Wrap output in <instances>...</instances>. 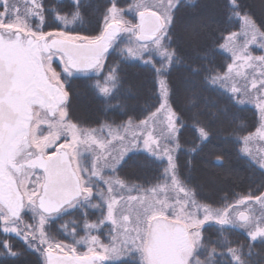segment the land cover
Segmentation results:
<instances>
[{
    "label": "snow or ice",
    "instance_id": "1",
    "mask_svg": "<svg viewBox=\"0 0 264 264\" xmlns=\"http://www.w3.org/2000/svg\"><path fill=\"white\" fill-rule=\"evenodd\" d=\"M72 7L67 13L46 0H24L22 6L0 0V234L5 237L0 239V264H18L26 254L33 258L25 264H256L251 242L264 241V191L213 207L200 199L190 177L181 178L177 150L189 125L182 107L173 103L169 77L184 64L190 71L182 90L190 91L200 71L192 66L197 59L206 60L217 49L229 55L226 70L209 68L204 81L223 88L230 105L251 102L252 94H258L259 125L237 135V142L243 144L239 152L264 177V148L255 152L250 147L254 139L264 141V54L253 55L249 47L264 50V0L259 16L248 0H135L127 9L120 0H99L97 35L68 30L69 23L82 19L80 0ZM130 11L137 13L138 23L125 19ZM215 16L239 21V30L227 31ZM113 53L116 60L109 64ZM54 55L62 72L52 67ZM137 61L150 67L158 101L143 119L135 110L140 85L126 80L127 67ZM241 68L258 72L259 78L254 74L250 85L240 86L237 77L248 79ZM79 73L91 74L88 87L101 102L104 119L98 114L85 120L75 109L73 98L80 90L69 78ZM121 93L123 99L112 104ZM111 108L119 109V123L106 118ZM222 119L235 122V132L247 127L227 108ZM190 127L194 143L187 151L194 153L212 129L199 112L192 113ZM141 148L167 161L162 179L150 187L118 174ZM258 188H264V179ZM253 203L260 205L259 215L255 209L237 211ZM89 207L100 210L102 218L89 222ZM76 209L84 216L86 235L75 239L73 228L72 244L54 242L50 226ZM28 212L32 223L24 221ZM106 221L111 224L108 243L92 234L107 227ZM210 224L218 226L219 237L208 242ZM228 228L244 230L247 251L244 243L233 246ZM10 234L22 241V248L16 249ZM82 243L87 250L79 253L76 245Z\"/></svg>",
    "mask_w": 264,
    "mask_h": 264
},
{
    "label": "trees",
    "instance_id": "2",
    "mask_svg": "<svg viewBox=\"0 0 264 264\" xmlns=\"http://www.w3.org/2000/svg\"><path fill=\"white\" fill-rule=\"evenodd\" d=\"M98 2L99 0H80L82 19L69 23L67 25L68 30H74V33L79 32L82 35H97L99 30L94 19L96 15L94 10ZM133 2L134 0H120V6L127 9ZM187 2L188 0H185V3ZM248 2L253 5V10L259 16L260 0H248ZM46 3L50 6H59L67 13L73 11L74 0H46ZM126 17L135 20L137 14L135 11H130L126 14ZM68 19L72 20L71 15L68 16ZM214 19L218 20L227 31L239 30V21H227L218 16H215ZM221 42L218 41L217 43ZM120 46L123 47V43ZM115 60L116 54L113 53L109 57L108 63L111 64ZM230 62L229 55L222 49H217V52L206 60L197 59L192 66L199 67L200 71L194 74L192 90L187 92L182 90V84L190 71L189 68H186L184 64L175 66L169 77L170 86L174 90L173 103L175 106L182 107L183 119L189 125L181 135V147L177 151L179 174L182 179L190 177V182L199 188L200 199L213 206H221L225 200L232 202L239 196L248 195L249 192L259 195L264 190V188H258V185L264 179L261 176L260 169L243 153L239 152L241 143L237 142V135L243 136L257 127L258 117L256 111L248 104L230 105L228 103V93L223 88L204 81V76L211 74L208 73L209 68L213 71H225L227 64ZM69 79L73 87L80 90V94L73 98V104L78 114L85 120L96 119L98 114L100 119H104L105 117L100 109L101 102L94 95L92 89L88 87V84L92 82L89 75L74 76ZM126 80L134 81L140 85V95L135 98V110L139 114L138 118L142 119L149 111L154 110L153 105L158 106L157 98L153 95L155 85L150 67L137 61L135 65L127 67ZM117 99H123V93L120 97H114L111 103L116 104ZM225 108L229 113L238 115L244 121L247 127L243 131L235 132V122L222 119ZM118 112V108H111L106 118L109 121L115 120L116 123H119ZM193 112H199L201 119L210 123L212 134L207 141L203 142L200 150L189 153L187 149L192 147L194 143V133L190 127ZM213 113H216V115H213ZM123 119H127V117H123ZM217 156H221L222 161H217ZM189 161H191L190 167ZM163 167L164 162L161 163L150 157L146 152L137 151L130 154L127 164L119 175L127 180L150 186L162 179ZM87 212L88 216L95 215L96 210L89 207ZM70 218L72 220L76 218L82 220L84 216L79 209L70 210L50 226L49 232L57 238H63L64 232L61 230L60 224H68L71 221ZM226 235L233 242V246L244 243L245 251H247L246 245L249 241L244 232L232 228L227 229ZM205 237L208 242L215 241L219 237V230L214 226L206 227ZM3 238L5 237L0 234V239ZM8 238L16 245L17 250L23 247L22 241L13 234H10ZM252 244V259L256 261V264H260L259 262L264 261V255H262L264 247L260 246L259 242ZM201 256H204V254H201ZM32 258L26 254L20 258L18 264H25L27 260ZM217 260H220V258L217 257ZM106 264H109V262Z\"/></svg>",
    "mask_w": 264,
    "mask_h": 264
},
{
    "label": "rangeland",
    "instance_id": "3",
    "mask_svg": "<svg viewBox=\"0 0 264 264\" xmlns=\"http://www.w3.org/2000/svg\"><path fill=\"white\" fill-rule=\"evenodd\" d=\"M12 2H18V4L19 5H23V2H24V0H12ZM135 3V0H134V2H133V4ZM124 8V7H123ZM154 10V9H153ZM137 14V13H136ZM125 19H127V20H130V19H128L126 16H125ZM130 21H132L133 23H138V21H137V19H135V20H130ZM45 31H48V30H45ZM75 34V33H74ZM99 34V33H98ZM127 39H128V37L125 35L124 36V41L126 42L127 41ZM242 40H243V37H241V42H242ZM123 46H124V44H123ZM250 47V50H251V52H252V54L253 55H262V54H264V50H262V49H260V48H258L256 45H250L249 46ZM51 63H52V67L56 70V71H58V72H62V68H63V65L60 63V59L57 57V55H54L53 57H52V61H51ZM242 73H245V72H247V76H248V79H247V81H245L242 77H237V80H236V82L240 85V86H243L245 83H247V84H251V82H252V76L255 74V75H257V77H258V72L257 73H253L251 70H247V69H245V68H241V69H239ZM234 74V73H233ZM89 75H91V74H89ZM76 76H87V75H85V74H83V73H79V74H77ZM71 78V77H70ZM259 78V77H258ZM258 94L257 93H253L252 94V99H251V102H246L245 104H248V105H250V106H252L253 108H254V110L256 111V113H257V117H258V124H257V126L259 125V113H258V110L256 109V107H255V104H256V96H257ZM143 119V118H142ZM133 131H136L137 133H139L140 131H141V129H134ZM253 131H255V129L253 130ZM245 135H247V134H245ZM243 147V144L241 143V148ZM250 147L252 148V150L253 151H255V152H259L260 151V149H262V148H264V141H259L258 139H254V141L250 144ZM54 150V149H53ZM179 150V149H178ZM177 150V151H178ZM139 151H143L144 152V150L141 148ZM248 159H249V157L246 155V154H244ZM250 160V159H249ZM164 162V166L166 165V163H167V161L166 160H164L163 161ZM39 174V173H38ZM119 174V173H118ZM121 176V175H120ZM122 178H124L123 176H121ZM126 179V178H125ZM129 181H131V180H129ZM151 186V185H150ZM150 186H145V187H150ZM264 191V190H263ZM139 193H136V192H132L131 193V195H138ZM174 195V194H173ZM240 197H242V196H239L238 198H236V199H239ZM235 199V200H236ZM234 200V201H235ZM234 201H232V202H234ZM93 203H96V201L94 200L93 201ZM213 206V205H212ZM213 207H220V206H213ZM250 209H255V211H256V214L257 215H259V212H260V205L259 204H255V203H253L252 205H247V204H245V205H241V206H239L238 208H237V211L239 212V211H244V212H247L248 210H250ZM95 210H96V213H95V215H89L88 217H87V219H88V221L89 222H97L99 219H101L102 217H101V212H100V210H98V209H96L95 208ZM70 211V210H69ZM32 214L30 213V212H28L25 216H24V221H25V223H32ZM71 219V218H70ZM70 219H69V221H70ZM106 224H107V227H105V226H103V225H101V227H100V229H98V230H93L92 231V234L93 235H97V234H99L100 236H101V239L103 240V242L104 243H108L109 242V240H110V236H109V231H110V228H111V224H110V222H107L106 221ZM61 225H66V230H64V229H61V230H63V238H57L56 236H54V235H52L50 232H49V235L50 236H52L53 238H54V242H56V241H64L65 243H68V244H72L73 243V236L71 235V233H72V230H73V228H75L76 229V237H75V239H80L81 237H84L85 235H86V233H85V231L83 230V225H84V218H82V220H80V219H78V218H76V219H74V220H72L71 219V221L68 223V224H60V226ZM209 226H214V227H217V229H218V226H216L215 224H210V225H208L207 227H209ZM129 227H132V225H129ZM61 228V227H60ZM228 229H232V228H228ZM233 229H236V230H239V231H241V232H244V230H242V229H238V228H233ZM205 232H206V229H205ZM245 233V232H244ZM14 235V234H13ZM245 235H246V233H245ZM246 238H248L247 237V235H246ZM254 242H259L260 244V246H262V247H264V241H262L260 238H258L256 241H252L251 243H254ZM76 247H77V251L79 252V253H82V252H84V251H86L87 250V245L86 244H79V245H76ZM205 255V254H204ZM201 259H204V256H201L200 257ZM106 263H108V261H105L104 262V264H106ZM260 264H261V262H259Z\"/></svg>",
    "mask_w": 264,
    "mask_h": 264
},
{
    "label": "flooded vegetation",
    "instance_id": "4",
    "mask_svg": "<svg viewBox=\"0 0 264 264\" xmlns=\"http://www.w3.org/2000/svg\"><path fill=\"white\" fill-rule=\"evenodd\" d=\"M57 57L59 58V56L57 55Z\"/></svg>",
    "mask_w": 264,
    "mask_h": 264
},
{
    "label": "water",
    "instance_id": "5",
    "mask_svg": "<svg viewBox=\"0 0 264 264\" xmlns=\"http://www.w3.org/2000/svg\"><path fill=\"white\" fill-rule=\"evenodd\" d=\"M137 21H138V19H137Z\"/></svg>",
    "mask_w": 264,
    "mask_h": 264
}]
</instances>
